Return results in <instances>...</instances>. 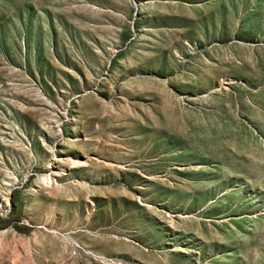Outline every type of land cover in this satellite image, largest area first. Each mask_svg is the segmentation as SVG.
Masks as SVG:
<instances>
[{"label": "rangeland", "instance_id": "rangeland-1", "mask_svg": "<svg viewBox=\"0 0 264 264\" xmlns=\"http://www.w3.org/2000/svg\"><path fill=\"white\" fill-rule=\"evenodd\" d=\"M0 264H264V0H0Z\"/></svg>", "mask_w": 264, "mask_h": 264}]
</instances>
